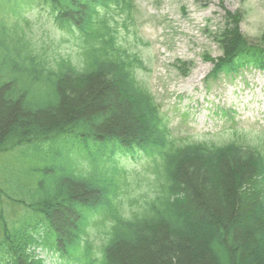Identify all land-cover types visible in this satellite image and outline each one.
Listing matches in <instances>:
<instances>
[{
	"label": "trees",
	"instance_id": "trees-1",
	"mask_svg": "<svg viewBox=\"0 0 264 264\" xmlns=\"http://www.w3.org/2000/svg\"><path fill=\"white\" fill-rule=\"evenodd\" d=\"M44 1L77 37L80 62L47 56L12 19L27 0H0V264H43L39 248L66 251L98 234L89 264H264V143L170 140L149 120L141 62L113 25L123 1ZM241 24L227 12L209 77L264 72V33L251 43ZM125 152L152 161L104 169ZM105 209L112 221H92Z\"/></svg>",
	"mask_w": 264,
	"mask_h": 264
},
{
	"label": "rangeland",
	"instance_id": "rangeland-1",
	"mask_svg": "<svg viewBox=\"0 0 264 264\" xmlns=\"http://www.w3.org/2000/svg\"><path fill=\"white\" fill-rule=\"evenodd\" d=\"M130 1L135 6L132 31L143 43L137 50L151 69L144 81L170 120L174 136L222 144L237 133L254 144L264 142V72L246 68L206 82L212 59L223 54L218 36L227 12H240L242 35L259 44L264 0ZM11 11L13 20L24 18L27 32L47 56L76 61L77 37L58 26L46 1L27 0ZM130 157L120 158L127 170L135 167ZM95 240L97 246L100 240Z\"/></svg>",
	"mask_w": 264,
	"mask_h": 264
}]
</instances>
